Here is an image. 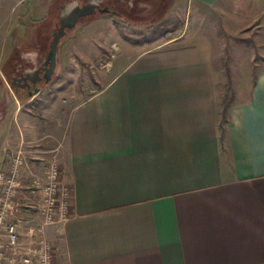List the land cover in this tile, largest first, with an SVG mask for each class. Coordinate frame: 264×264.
Instances as JSON below:
<instances>
[{
  "label": "crops",
  "instance_id": "1",
  "mask_svg": "<svg viewBox=\"0 0 264 264\" xmlns=\"http://www.w3.org/2000/svg\"><path fill=\"white\" fill-rule=\"evenodd\" d=\"M67 2L61 0L56 14L50 8L46 17L20 24V39L33 24L43 28L49 17L54 23ZM194 2L215 6L224 0H189ZM22 17L0 18V170L15 135L14 150L42 142L27 158L28 168L38 163L41 173L60 146L73 203L68 220L45 228L56 263L264 264V67L245 98L224 106L222 125L215 45L159 49L179 42L181 34L154 48L139 47L101 89L60 104L51 124L28 111L27 123L12 131L20 114L14 115L5 63L13 62L15 20ZM16 100L18 112L24 102L19 95ZM29 209L25 228L40 221Z\"/></svg>",
  "mask_w": 264,
  "mask_h": 264
},
{
  "label": "rangeland",
  "instance_id": "2",
  "mask_svg": "<svg viewBox=\"0 0 264 264\" xmlns=\"http://www.w3.org/2000/svg\"><path fill=\"white\" fill-rule=\"evenodd\" d=\"M111 1L115 4L109 3L115 5L120 12L131 7L132 10H127L130 11L128 13L144 16L146 21L134 23L131 19L124 20L127 18L124 15L100 12L83 17L76 29L72 30L61 43L60 65L52 82L33 101H29L30 95L24 94L26 100L22 101L24 105L18 112L19 103L16 100L18 93L14 87V115H20L13 123L12 131L19 130L23 127V123H27L25 116L28 111L33 112L36 120H49L48 124H51L59 114L60 104L72 105L78 98L101 89L118 72L119 66L137 53L139 47L154 48L181 34H184V37L179 42L158 48L165 49L206 41L213 43L216 48L221 111L224 113V106L229 107L246 97L259 69L264 67V3L262 2L224 0L221 5L208 6L197 2L190 4L189 0H171L161 11H156L159 16L156 17L157 15L153 16V11L157 8L158 0ZM51 2H53L52 7ZM60 2L61 0H0V18L23 16L15 20L11 53L13 63L21 56L19 50L23 54L28 52V57L32 56L33 51L38 50L41 41L36 34L39 29L41 31L45 29V36L49 38L50 44L51 32L56 26L51 17L46 18L43 28L33 24L28 37L23 40L18 34L20 24L30 23L28 20H37L38 17H46L50 8L56 14ZM108 17L113 19L109 22L101 19ZM148 19L152 20L147 21ZM125 43H131L133 46L129 47ZM49 46L44 48L48 50ZM74 94L77 96L75 97ZM18 132L16 131L15 134H19ZM4 140L3 135L0 137V145H4ZM9 141L6 150L11 146L14 147L8 152L14 150L18 139L15 135ZM41 143L37 140L33 143L29 142V145L27 142L23 144L29 152L35 150ZM38 165L36 163L32 168L26 169V177L29 176L25 181L27 185L34 174H41ZM27 191L29 190L26 187L21 192V204L25 209H29L25 205L29 202L25 198L28 197ZM29 210L34 211V214L37 213L32 207ZM18 215L22 222H25L23 221L25 210L21 208Z\"/></svg>",
  "mask_w": 264,
  "mask_h": 264
},
{
  "label": "built area",
  "instance_id": "3",
  "mask_svg": "<svg viewBox=\"0 0 264 264\" xmlns=\"http://www.w3.org/2000/svg\"><path fill=\"white\" fill-rule=\"evenodd\" d=\"M60 146L53 149L41 174L28 183L27 207L38 213L39 222L27 228L19 218L21 192L26 187L28 150L24 144L10 152L0 170V264H57L56 247L45 235L49 224L65 222L72 214L73 189L64 180ZM25 206V207H26ZM29 238L24 243L23 236Z\"/></svg>",
  "mask_w": 264,
  "mask_h": 264
},
{
  "label": "water",
  "instance_id": "4",
  "mask_svg": "<svg viewBox=\"0 0 264 264\" xmlns=\"http://www.w3.org/2000/svg\"><path fill=\"white\" fill-rule=\"evenodd\" d=\"M115 13L120 11L115 5L110 4L107 0H74L61 5L57 15L56 26L51 32L50 46L47 52L45 64L48 65L46 72V81L50 82L54 74L58 71L60 65V46L64 38L76 29L80 20L85 16L95 15L97 13ZM28 79V77H25ZM41 92V88H37L31 93L35 96Z\"/></svg>",
  "mask_w": 264,
  "mask_h": 264
},
{
  "label": "flooded vegetation",
  "instance_id": "5",
  "mask_svg": "<svg viewBox=\"0 0 264 264\" xmlns=\"http://www.w3.org/2000/svg\"><path fill=\"white\" fill-rule=\"evenodd\" d=\"M81 1L86 2L88 0ZM56 21L57 18L54 20V25ZM44 46V43L41 42L39 44L38 50L33 51L31 57L27 56L29 54L28 52V54H23L21 50H19L21 55L20 58H17L14 63L11 62L7 65L9 79L13 87L16 88L18 95H20V93L28 94L30 95V98H32V92H34L37 88H41L42 92L44 91L45 87L52 82V80L50 82L46 81L48 65L45 64V60L48 50H46ZM25 77H28V79H25Z\"/></svg>",
  "mask_w": 264,
  "mask_h": 264
},
{
  "label": "trees",
  "instance_id": "6",
  "mask_svg": "<svg viewBox=\"0 0 264 264\" xmlns=\"http://www.w3.org/2000/svg\"><path fill=\"white\" fill-rule=\"evenodd\" d=\"M163 1V3L158 7V9L156 10V11H161L162 10V8H164L165 7V5L168 3V2H170V0H162ZM131 11V10H130ZM130 11H128V12H130ZM156 11H154L153 12V16H156V17H159L158 16V13L156 12ZM127 12V10H124L122 13H120V15H124L125 17H127L128 19H131L134 23H141V22H145L146 20L145 19H140V17L139 16H137L136 14H132V13H128ZM152 19H148L147 21H151ZM154 21V20H153ZM39 41H41V42H43L44 43V45H45V47H47L48 45H49V38L48 37H46V36H40L39 37ZM19 98L22 100V101H25L26 100V96L24 95V94H22V93H20V95H19ZM30 98V97H29ZM226 119H227V115H226V113L223 115V121H222V125H224V123H225V121H226Z\"/></svg>",
  "mask_w": 264,
  "mask_h": 264
}]
</instances>
